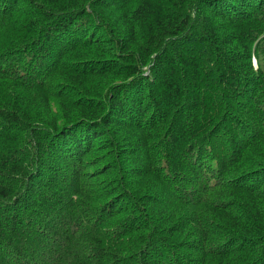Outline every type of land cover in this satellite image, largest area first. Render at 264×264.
Listing matches in <instances>:
<instances>
[{
	"label": "trees",
	"instance_id": "16d2710c",
	"mask_svg": "<svg viewBox=\"0 0 264 264\" xmlns=\"http://www.w3.org/2000/svg\"><path fill=\"white\" fill-rule=\"evenodd\" d=\"M263 58L264 0H0V264H264Z\"/></svg>",
	"mask_w": 264,
	"mask_h": 264
},
{
	"label": "bare ground",
	"instance_id": "6f19581e",
	"mask_svg": "<svg viewBox=\"0 0 264 264\" xmlns=\"http://www.w3.org/2000/svg\"><path fill=\"white\" fill-rule=\"evenodd\" d=\"M245 24V23H244ZM247 26V25H246ZM246 26H245V28H246ZM244 36V35H243ZM62 57V56H61ZM43 59V58H42ZM57 61V60H56ZM44 63V62H43ZM59 63V62H58ZM51 64V63H50ZM56 64V63H55ZM57 66V65H56ZM49 68V67H48ZM53 69V68H52ZM82 72V71H81ZM199 88H201V87H199ZM206 93V92H205ZM198 94V93H197ZM195 96V95H194ZM199 96V95H198ZM196 100V99H195ZM199 100V99H198ZM190 102V101H189ZM198 102V101H197ZM189 104V103H188ZM191 107V106H190ZM183 110V109H182ZM189 110V109H188ZM188 110H186V111H188ZM185 111V110H184ZM183 111V112H184ZM185 115V114H184ZM187 117V116H186ZM143 135V134H142ZM152 136V135H151ZM147 138V137H146ZM150 138V137H149ZM136 139V138H135ZM140 140V139H139ZM120 144V143H119ZM118 144V145H119ZM104 150V149H103ZM110 150V149H109ZM89 152V151H88ZM103 152V151H102ZM112 152H113V150H112ZM87 154V153H86ZM105 154V153H104ZM91 155H94V154H91ZM112 155V154H111ZM84 156V155H83ZM86 156V155H85ZM109 156V155H108ZM86 157H88V155L86 156ZM107 158H109V157H107ZM234 181V180H233ZM129 183V182H128ZM211 234V233H210ZM226 237V236H225ZM184 248V247H183ZM189 248V247H188ZM191 254V253H190ZM187 255V254H186ZM197 255V254H196Z\"/></svg>",
	"mask_w": 264,
	"mask_h": 264
},
{
	"label": "rangeland",
	"instance_id": "374dc122",
	"mask_svg": "<svg viewBox=\"0 0 264 264\" xmlns=\"http://www.w3.org/2000/svg\"><path fill=\"white\" fill-rule=\"evenodd\" d=\"M261 66H262V68H263V70H264V58H263L262 61H261Z\"/></svg>",
	"mask_w": 264,
	"mask_h": 264
}]
</instances>
